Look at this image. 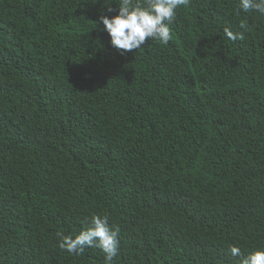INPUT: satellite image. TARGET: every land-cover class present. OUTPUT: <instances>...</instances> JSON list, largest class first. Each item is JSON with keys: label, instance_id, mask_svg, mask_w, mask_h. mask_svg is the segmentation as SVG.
I'll return each mask as SVG.
<instances>
[{"label": "trees", "instance_id": "1", "mask_svg": "<svg viewBox=\"0 0 264 264\" xmlns=\"http://www.w3.org/2000/svg\"><path fill=\"white\" fill-rule=\"evenodd\" d=\"M118 3L0 0V264H104L58 246L93 214L114 264H239L264 247V17L189 0L121 55L96 23Z\"/></svg>", "mask_w": 264, "mask_h": 264}, {"label": "clouds", "instance_id": "2", "mask_svg": "<svg viewBox=\"0 0 264 264\" xmlns=\"http://www.w3.org/2000/svg\"><path fill=\"white\" fill-rule=\"evenodd\" d=\"M188 3L189 0H119L118 5L102 7L96 23H102L110 45L121 55L141 49L146 41L166 46L173 39L177 10ZM249 12L264 17V0H238L235 14ZM240 28L239 32L225 28L224 34L233 42L243 40L249 26L242 20ZM86 222L88 226L74 236L57 232L59 248L74 256L82 255L86 248L99 249L104 254V264H114L120 251L119 227L110 225L107 214H93ZM230 253L239 259V264H264V247L245 254L240 247L231 245Z\"/></svg>", "mask_w": 264, "mask_h": 264}]
</instances>
